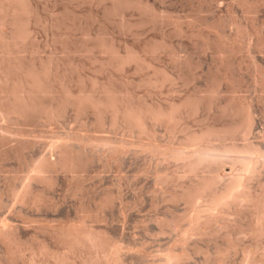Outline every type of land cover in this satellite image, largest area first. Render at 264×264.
Segmentation results:
<instances>
[{"label":"rangeland","instance_id":"374dc122","mask_svg":"<svg viewBox=\"0 0 264 264\" xmlns=\"http://www.w3.org/2000/svg\"><path fill=\"white\" fill-rule=\"evenodd\" d=\"M144 1H149L158 12V19H153L149 12L136 5L124 11H115L116 0H32L38 15L32 19L31 37L21 47L23 57L27 62L35 63L46 62L53 57L59 64L55 84L63 92L66 87L78 91L83 83L90 90L101 92L106 82L107 85L116 83L115 87L129 90L136 101L168 107L181 105L189 99L188 96L195 97L209 89H216L217 94L204 102L199 111L189 113L185 110L175 124L156 125L158 141L168 147L210 126L221 128L237 123L241 117L232 115L230 109L234 104H241L251 107L255 125L251 136L246 138L240 132L235 135L234 141L239 144L255 142L264 150V0ZM7 26L6 31L1 29L0 32L9 35L12 26ZM101 38L117 43L122 52L131 47L139 48L142 61L137 60L125 69H119L109 54L94 48ZM162 43L168 46L160 47ZM166 73L170 79L165 81ZM89 110L80 114L76 108L70 107L58 121L41 119L35 127L37 145L30 149L21 150L16 143L0 145V264H28L29 261V264L56 263V257L68 252L67 245L57 235L58 230L64 224L81 225L82 214L85 211L96 212L100 197L110 191L122 195L115 202L117 206L114 204L111 210L99 211L102 215L108 211L103 215L108 216L105 221L96 222L94 218H88L85 224L97 230H107L116 238L122 256V263L117 264H153L164 258L169 249L174 248L177 253L181 250L180 242L186 237L183 235L193 227L191 218L184 221L178 230L167 231L164 235L160 233L158 228L161 226L155 219L171 213L184 214L188 209L184 202L172 203L167 198L171 193L189 186L196 176L185 177L182 162L166 161L150 151L142 152L138 147L126 146L128 139H139L138 130L131 131L124 122L113 126L111 115L105 117V127L101 131L97 127V114ZM91 135L113 138L116 142L118 139V146L129 148V154L123 156L122 165L117 161L110 162L108 147L90 145ZM65 141L85 149V155H90L92 163L86 172L73 177L69 172L50 169L43 177H33L27 184L36 162L49 157L46 154L53 151L58 155L59 145ZM51 180L56 183L51 185ZM254 186L252 189L259 191L257 181H254ZM216 189L224 191L226 188L220 186ZM209 193L196 205V212L201 215L200 226L209 224L210 227L203 234L190 237L192 259L187 264H248L246 257H262L264 235L251 233L237 238L240 248L236 247L223 258L214 254L216 248L223 244L226 233L237 235L242 228L249 230L252 213L250 209L236 212L232 206H215ZM233 200L231 198L229 202ZM152 202L157 208L152 207ZM58 226L57 230L54 229ZM5 230L20 240L24 249L21 255L6 237ZM198 245L203 253L195 250ZM44 246L48 248V253L39 254ZM78 255L81 256L80 253ZM79 256L72 254L70 264H83ZM76 257L82 262H78Z\"/></svg>","mask_w":264,"mask_h":264},{"label":"bare ground","instance_id":"6f19581e","mask_svg":"<svg viewBox=\"0 0 264 264\" xmlns=\"http://www.w3.org/2000/svg\"><path fill=\"white\" fill-rule=\"evenodd\" d=\"M116 2L117 3L115 6V11H124L132 7L133 5H136L138 7L144 8L147 12H149L153 19H158L160 17L154 7H152L148 3L149 1L147 2L144 0H137L136 2H132L130 0H116ZM36 15H38V11L34 7L32 0H0V30H5L6 27H8L7 25L12 26V30L10 29L12 32L10 31L11 33L9 32V35L0 32V145L16 143L17 148L19 147V149L21 150H25L27 148L30 149V147L32 148V146L37 143L38 135H35V127L36 124L39 123L38 121H40L41 119L57 120L58 118L63 116V114L70 107L76 108L80 114H84L89 109L93 110L97 114V127L101 128V131L105 127V117L107 115H111V117H109L112 119L113 126H117L120 122H124L127 125L128 129H130L131 131L138 130V132H136L139 133V139L137 141H130L128 139L129 142L128 140L126 141V146L138 147L142 152L150 151L153 154L162 156L166 161L173 160L182 162L183 164L181 168H183L184 170L183 175L185 177L190 175L196 176L195 181L192 182L189 186H187L186 188H182L178 192L176 191L174 193H171L169 195V198H167L172 203L178 204L184 202L188 207V209L184 211V214L171 213L162 218L157 217L155 219V221L160 224L161 227L159 226L160 228L158 229H160V233L163 235L167 233V231L178 230L179 226L189 218H191L192 220L193 227L183 235L186 237L180 242L181 250L179 251V253L175 252L174 248H171L164 258L159 259L158 261L156 260L153 264H187L188 261H191L192 258L189 252L190 237H197L198 235L203 234L205 231H207V229L209 230L210 227L209 224L200 226L199 223L201 222V215L199 212H196V205L208 192H210V201L215 206H232L236 212L250 209L252 213L249 218V230L246 231L242 228L239 230V233L237 235L226 233L227 235L225 234L226 236L223 244L219 245L214 253L217 257L223 258L231 250H234L236 247H238L239 245L237 244V238H239L240 236L246 234L248 235V233L254 234L256 236L264 235V150L261 146H259V144H255V142L247 141V143L239 144L234 141V137L237 133L241 132L246 138L251 136V134L253 133L255 120L250 106L234 104V106L231 107V114L241 117V121L237 123H233L221 128L217 126H210L205 130L203 129L200 133H192L190 135H187V137L185 139L183 138L184 140H182V142L179 144L164 147L161 142L158 141V138H156V128L154 127L156 125L158 126L159 123H165L168 125L175 124L181 118L185 110H187L189 113H195L199 111L201 105L204 102H206L210 97H213L217 94V90L209 89L195 97L188 96L189 99H187L181 105L174 104L168 107H165L164 105H148L141 101H136L137 99H135V97L129 92V90L125 88L120 89V87L117 88L118 86L115 87L114 85L116 83L114 85H107L106 82V85L103 86L101 92H98L97 90H90L84 83L78 91L70 89L71 87H66V91L64 92L62 90L60 91L57 89L55 84V72L59 68V64L53 57L46 62L41 61L38 63L27 62L24 59L26 57H23V51L21 47L31 37L32 29H30V26L33 23V17ZM116 44L114 42H107L104 38H101L100 40H98L94 48H99L104 53L109 54L111 57V61H113L117 65V67L122 70L132 62L142 59V52L138 50L139 48L136 49L135 47H131L128 48L127 51L122 52L119 49L120 46L118 45V47ZM167 46L168 44L165 43H162L160 45V47ZM169 79L170 77L167 75V73L164 74L163 80L166 81ZM137 97L138 96H136V98ZM89 137L90 145L101 146L102 148L108 147V149L110 150V162L117 161L120 166L123 163V156L129 154L130 152V149L126 146H118V139L116 142L113 141V138L110 139L107 137H96L93 135ZM59 147L60 152L58 151V149V155L54 153L56 151H53V154L50 150V153L52 154H46L50 155L49 157H44L38 163L36 162V168L33 170V173L31 177H29L28 182H26L27 184L33 177H43L45 173H47L48 171L50 172V169H60L63 170V172H69L73 177H78L79 175L86 172L87 168H89L88 166L92 162L91 158L89 157L90 155L87 156L83 152L85 151V149L82 150L79 147H75L68 141H65L61 146L59 145ZM54 149H57V147H54ZM96 150L95 151L98 152V149ZM89 152L90 151H88V153ZM152 156L154 157V155ZM93 159L94 156L92 160ZM159 161H161V158L159 159ZM53 177L55 178L56 176ZM57 177L59 178V175ZM163 179L167 180V177H163ZM254 181H257L256 188H260L259 191H254L252 189L255 188ZM55 183L56 182L54 180L50 181L51 185ZM220 186H223V188L226 189L224 191H218L216 188H220ZM236 191L238 192L237 195H235ZM121 196L120 193L115 194L114 192L110 191L106 195L104 194L103 198L100 197V201L97 205V210L95 209L96 212H94V210L85 211L82 214L81 217L83 223L81 225L65 226L66 224H64V226H61V228L57 232V235L60 240H63L67 245L68 252L60 256L58 255L59 257H56V259L54 257V259L57 260L54 264H70V261H72L71 259L73 258L71 257V255L74 253H77V256H79L78 254L80 253L81 256L79 257L82 258L83 262L79 260L80 258H76L79 260L78 262H82L83 264H117L122 261L120 245L118 241L115 240L116 238L112 237V234H109V231H107L106 229V231H104V229L97 230L96 228H91L92 226L89 227L88 224H85L86 219L88 218H94L96 222L105 221V219H107L106 217L108 216L105 217L103 215H105L108 211L104 212L105 214L103 215L99 214V211L105 209L108 210V208L112 209L114 204H116L115 202H117V200L120 199ZM231 198L234 199V202H229ZM154 206L157 205L153 203L152 207ZM155 208L157 207H154V209ZM124 214L125 216H127L126 213ZM122 216L124 215L122 214ZM245 217L246 216H244V219ZM247 217H249V215H247ZM244 224L246 225V223ZM240 225H242V223ZM247 226L248 225H246V227ZM59 227L60 226H58L57 228L54 227V229L57 230ZM4 232H6V234L4 233L6 237L15 244V251L21 255L24 249L22 248L21 243H19L20 240L18 241L17 238L13 236L14 234L10 233V231L5 230ZM16 234H18L17 230ZM253 238L255 237L253 236ZM199 246L200 245L195 247V250L197 252L203 253V249L199 248ZM242 247L243 246H241V248ZM64 248L66 249V247ZM244 248H246L245 245ZM28 251H30V249ZM48 251V248L44 246V248H42L40 252H37H39V254H42L48 253ZM249 251L251 252V250ZM259 251L263 252V250ZM57 252L59 251L57 250ZM31 255L34 256V254ZM207 255L209 258L210 254L208 252ZM256 256L250 255L246 257L248 264H264V254L260 258ZM32 260L33 259H31V261ZM207 262L208 260L206 261V263ZM74 264L76 263L74 262Z\"/></svg>","mask_w":264,"mask_h":264}]
</instances>
